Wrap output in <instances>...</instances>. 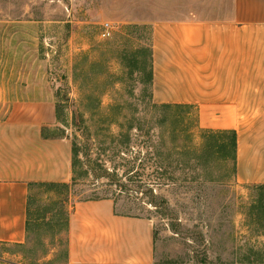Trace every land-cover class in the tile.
<instances>
[{
    "label": "rangeland",
    "instance_id": "374dc122",
    "mask_svg": "<svg viewBox=\"0 0 264 264\" xmlns=\"http://www.w3.org/2000/svg\"><path fill=\"white\" fill-rule=\"evenodd\" d=\"M192 1L0 0V121L54 111L47 135L73 163L67 187L30 188L26 245H0L9 264H67L71 208L101 199L151 222L160 264H264V190L237 181L230 137L219 152L192 106L153 98L151 24L223 10Z\"/></svg>",
    "mask_w": 264,
    "mask_h": 264
},
{
    "label": "crops",
    "instance_id": "0c3cea01",
    "mask_svg": "<svg viewBox=\"0 0 264 264\" xmlns=\"http://www.w3.org/2000/svg\"><path fill=\"white\" fill-rule=\"evenodd\" d=\"M176 14L151 24L154 101L192 106L202 128L236 132L237 181L264 185V0ZM39 114L46 116L24 117ZM10 116L0 121V245L24 246L30 188L69 184L72 147L47 135L54 111L15 106ZM67 237V264H160L151 222L119 214L111 199L76 203ZM0 264H9L6 256Z\"/></svg>",
    "mask_w": 264,
    "mask_h": 264
},
{
    "label": "trees",
    "instance_id": "16d2710c",
    "mask_svg": "<svg viewBox=\"0 0 264 264\" xmlns=\"http://www.w3.org/2000/svg\"><path fill=\"white\" fill-rule=\"evenodd\" d=\"M164 107H170V105H164ZM179 107H181L179 105ZM183 107V106H182ZM204 133L206 134L207 138H211V140L213 139L214 146L218 149V151L223 152L226 150V146L227 144L224 143L223 139L224 138H229L230 137V148L232 149V162L235 165L236 168V160H237V134L234 131H204ZM37 186H50V187H60V186H64L67 187L66 184H40ZM69 187V186H68ZM259 189L264 190V185L262 186H257ZM29 229V227H28Z\"/></svg>",
    "mask_w": 264,
    "mask_h": 264
},
{
    "label": "built area",
    "instance_id": "2783aa9c",
    "mask_svg": "<svg viewBox=\"0 0 264 264\" xmlns=\"http://www.w3.org/2000/svg\"><path fill=\"white\" fill-rule=\"evenodd\" d=\"M103 33L102 36L104 38L109 37L112 34L113 27L111 26L110 23H105L103 24Z\"/></svg>",
    "mask_w": 264,
    "mask_h": 264
}]
</instances>
